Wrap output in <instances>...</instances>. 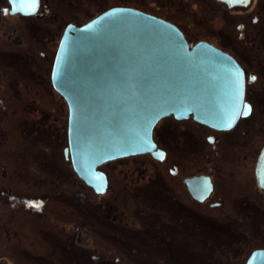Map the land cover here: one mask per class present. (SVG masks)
Returning a JSON list of instances; mask_svg holds the SVG:
<instances>
[{
    "label": "flooded vegetation",
    "instance_id": "af4514ba",
    "mask_svg": "<svg viewBox=\"0 0 264 264\" xmlns=\"http://www.w3.org/2000/svg\"><path fill=\"white\" fill-rule=\"evenodd\" d=\"M197 1L206 5V31L216 39V42H204L229 55L243 71L245 88L240 116L231 128L224 130L213 129L191 118H164L155 126L160 134L156 136L154 128L152 135L161 159L145 155L157 165H166L168 178L181 184L190 203L224 212L219 217L236 222L240 227L238 231L244 232L241 229L253 222L256 238H251L250 242L258 246L249 250L243 262L247 264L252 253L264 251V191L259 188L256 177L264 137L258 139L263 142L254 148L251 176L245 170L235 176L221 166L232 164L226 161L224 152L227 150L230 155L243 147L252 131L255 136H264V0ZM0 6V264H9V259L15 263L24 259L28 264L39 259L40 264L109 263L108 255L97 252L87 241L100 232L112 233L128 225L123 223L113 203L102 206L84 203V188L96 196L105 193L99 195L86 187L71 165L68 106L51 82L56 53L52 60L47 53L55 37L53 28L57 29L54 23L65 20L51 11L47 0H39L37 11L30 16L11 15L7 0H0ZM163 7L166 16L152 10L134 9L169 22L180 30L175 22L176 11L175 17L170 6ZM179 7L184 9L182 4ZM69 24L73 23H66L62 33ZM50 91L57 99H63L62 113L51 107L57 99L44 95ZM26 105L31 112L23 110ZM246 106L251 109L247 115L244 114ZM32 113L34 116L30 119ZM176 151L200 159L199 162L192 159V164L201 168L185 173L181 157L172 156ZM215 160L220 163L213 166ZM236 162L242 164L240 157ZM102 166L97 170L106 176L108 189L113 192L109 174L101 170ZM197 178L205 180V189L209 188L207 183L211 188L203 201L194 198L186 185L188 180ZM68 180L78 190L76 187L69 190ZM234 182L238 185L232 186ZM231 190L236 194L239 190V196L227 198L226 193ZM109 191L107 193H112ZM163 195L170 197V192L166 190ZM170 199L176 201L174 197ZM40 247L44 250L38 253L36 248ZM113 262L118 263L119 259Z\"/></svg>",
    "mask_w": 264,
    "mask_h": 264
},
{
    "label": "water",
    "instance_id": "95a60500",
    "mask_svg": "<svg viewBox=\"0 0 264 264\" xmlns=\"http://www.w3.org/2000/svg\"><path fill=\"white\" fill-rule=\"evenodd\" d=\"M11 15L35 14L39 0H7ZM53 89L68 106V151L84 185L108 189L100 166L159 150L152 135L164 118L194 121L217 130L238 120L244 75L226 53L190 43L173 24L134 8L112 7L62 33L51 72ZM264 191V150L256 166ZM205 180H188L191 195L208 197ZM247 264H264V251Z\"/></svg>",
    "mask_w": 264,
    "mask_h": 264
},
{
    "label": "rangeland",
    "instance_id": "374dc122",
    "mask_svg": "<svg viewBox=\"0 0 264 264\" xmlns=\"http://www.w3.org/2000/svg\"><path fill=\"white\" fill-rule=\"evenodd\" d=\"M47 3L52 12L58 13L65 20L54 23L57 29L53 28L55 37L47 52L51 60L58 49L59 36L66 23L83 25L112 7L124 6L145 11L152 10L166 16L163 5L170 6L169 10L173 12L175 10L177 13L176 17L174 12L177 26L190 43L216 42V39L210 37L211 34L206 31L208 30L205 27L206 5L197 0H47ZM180 4L184 9H180ZM193 21L196 23L194 24ZM218 25L221 26V22ZM44 79L47 80L45 76ZM44 95L57 99L52 91ZM62 103L63 99H57V102L51 103V107L58 108L62 113L64 110ZM26 108L27 105L23 110L29 111ZM33 116L34 113L30 119ZM155 132L156 136L160 134L158 130ZM263 137L255 136L252 131V136L246 139L247 143L243 147L234 150L230 155L227 150L224 152L223 155L227 156L226 161L229 160L232 164L227 163L221 167L229 173L234 172L235 176L239 172L241 174L243 170L251 176L254 162L253 151L263 142L258 141ZM166 144L169 145V143ZM178 146V151H181ZM172 156L173 158L181 157V166L185 168V173L201 168L192 164V159H197L196 162L201 161L197 157L192 158L194 156L192 154L187 156L176 151ZM237 157H240L243 166L236 162ZM218 161L215 160L213 166L218 165L220 163ZM244 166L247 169H244ZM101 170L109 174L113 192L109 191L112 193L96 196L84 188V203L95 206L113 203L117 212L121 213L123 223L128 225L126 228H117L112 233L100 232V235L96 237L93 235L94 238L87 241L97 252L108 255L106 259L109 263L106 264H243L249 250L258 246H252L250 242L251 238H256L255 227L251 225L253 222H249L250 225L248 223V228L241 229L245 230L244 232L238 231L240 227L236 222L219 217V214L224 212H214L208 209L207 205L190 203L181 184L178 185L176 181L168 178L166 165H157L148 155L118 160L102 166ZM73 184L68 180L69 190L75 189L76 186H72ZM234 184L238 185L234 182L232 186ZM76 190H78L77 187ZM166 190L176 201L173 202L170 197L166 198L163 195ZM239 193V190L237 194L235 190H231L226 193V197L234 199L239 196ZM223 195L225 196V193ZM232 195L233 198H231ZM238 235L245 236L246 239L242 240ZM36 249L38 253H41L44 247ZM115 258L119 259L118 263L113 262ZM22 260L15 263L9 259L8 262L9 264H28L27 260ZM39 261L32 264H40ZM70 263L68 261L66 264Z\"/></svg>",
    "mask_w": 264,
    "mask_h": 264
},
{
    "label": "snow or ice",
    "instance_id": "6c2138e0",
    "mask_svg": "<svg viewBox=\"0 0 264 264\" xmlns=\"http://www.w3.org/2000/svg\"><path fill=\"white\" fill-rule=\"evenodd\" d=\"M253 79H255V77H253ZM250 111H251L250 107L246 106L244 114L247 115Z\"/></svg>",
    "mask_w": 264,
    "mask_h": 264
},
{
    "label": "bare ground",
    "instance_id": "6f19581e",
    "mask_svg": "<svg viewBox=\"0 0 264 264\" xmlns=\"http://www.w3.org/2000/svg\"><path fill=\"white\" fill-rule=\"evenodd\" d=\"M92 20V19H91ZM89 22V21H88ZM81 26V25H80ZM109 191V189L108 190H106V192H105V195L107 194V192Z\"/></svg>",
    "mask_w": 264,
    "mask_h": 264
}]
</instances>
